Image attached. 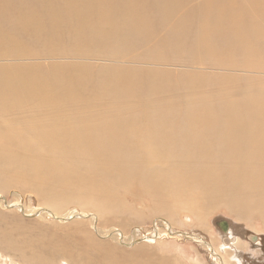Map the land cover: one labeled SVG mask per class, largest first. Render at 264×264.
Here are the masks:
<instances>
[{
  "label": "bare ground",
  "instance_id": "obj_1",
  "mask_svg": "<svg viewBox=\"0 0 264 264\" xmlns=\"http://www.w3.org/2000/svg\"><path fill=\"white\" fill-rule=\"evenodd\" d=\"M155 37L160 41L145 59L260 71L264 0H0V59L82 61L50 68L0 65V190L19 184L53 205L37 185L21 181L39 179V168L47 165V181L73 174L89 187V200L101 212L105 204L98 197L121 202L132 196L154 202L162 215H191L200 224L201 208L219 205L264 218V84H241L234 93L205 99L194 94L211 84L202 78L181 74L174 80L165 71L146 75L119 67L97 72L87 63L131 56ZM178 89L187 96L182 110L167 104ZM127 99L156 107L123 115L98 114L95 108ZM36 215L54 214L38 209ZM77 231H51L42 243L25 235V243L8 247L71 264H172L153 249L125 254L118 244L97 243L88 231L77 239ZM118 242L124 244L121 236ZM234 242L227 239L226 246ZM207 249L213 251L210 244Z\"/></svg>",
  "mask_w": 264,
  "mask_h": 264
},
{
  "label": "rangeland",
  "instance_id": "obj_2",
  "mask_svg": "<svg viewBox=\"0 0 264 264\" xmlns=\"http://www.w3.org/2000/svg\"><path fill=\"white\" fill-rule=\"evenodd\" d=\"M159 41L160 38L155 37L145 47L137 49L136 53L119 60L109 62L108 60H96L87 63L93 69H97V72H101L105 67H119L135 71L141 69L147 72H145L146 75H150L153 71L161 74L165 71L174 80H177L181 74L189 78H202L211 84L206 87L204 92L194 94L205 99H208L211 94L215 96L234 93L241 84L252 87L264 84V69L262 68H259L260 71H255L257 69L228 71L216 67L192 68L190 63L177 66L173 62L165 63L145 59L147 53L154 49ZM137 53L142 57L136 58ZM22 59L1 58L0 65L16 66L15 64L27 63V65H41L45 68L49 65L50 68L53 64L82 63L80 60L71 59H67L68 62L57 56L49 59L44 57ZM240 77H249L250 79L246 81ZM218 79H223V84L216 85ZM178 91L180 93L168 100L167 104L182 110L186 108L183 103L187 96L182 90L178 89ZM155 107L156 102L141 101V105H139L133 100L127 99L122 103H113L112 107L110 103L103 101L98 103L95 108L98 114L113 112L116 115H123L128 110H137L143 113V111ZM42 167L45 169L43 170ZM42 167L38 170L39 179L28 176L21 181L37 185L40 194L45 192L46 198L51 199L53 205L44 202L41 199L42 195H39L33 188L23 187L19 184L5 191L0 190V198L3 197L10 204V208H4L0 201V264H71L60 259L37 260L32 257L31 253L25 256L24 252L8 247L11 243H17V245L25 243V238L27 241L36 240L42 243L46 237H49V232L55 231L57 234H62L63 230L68 228L78 229L77 235H75L77 239H83L86 236L83 231H88L97 243L113 246L118 244L119 247L116 248L125 254H131L144 248L153 249L158 255L169 257L172 264H264V218L262 215L255 213L249 218L246 209H234L232 212L225 205H219L213 209L203 207L200 210V217L204 223L200 224L198 219L191 215L180 214L175 217H169L167 214L162 215L154 210L158 208L154 202H152L153 206L148 199L139 200L132 196H126L121 202L118 199L107 202L103 197H98V201L105 204V209L101 212L89 200L92 194L89 187L80 184L73 174L69 175L73 178L47 181L46 174L50 168L47 165ZM64 168L69 169L70 166L66 165ZM141 202L143 203L139 204ZM118 203H124V205L121 206ZM16 204L20 205V208H16ZM206 205L209 204L206 203ZM38 209H48L54 215L47 217L48 219H41L36 215ZM222 221L229 223V233H224L219 227V223ZM168 225L171 226L173 232L192 235L193 239L171 234ZM97 229L103 233L101 237L98 236ZM111 233H114L117 239H112V236L106 237ZM119 236L124 244L118 242ZM227 239L235 240L230 248L226 246ZM208 244L211 245L214 253L207 249ZM5 245L7 247H3ZM109 253L115 256L113 252ZM215 254L221 256L224 262H219Z\"/></svg>",
  "mask_w": 264,
  "mask_h": 264
},
{
  "label": "water",
  "instance_id": "obj_3",
  "mask_svg": "<svg viewBox=\"0 0 264 264\" xmlns=\"http://www.w3.org/2000/svg\"><path fill=\"white\" fill-rule=\"evenodd\" d=\"M219 227L223 230L224 233H229V223L227 221L220 222ZM183 237L193 239L192 235L184 234Z\"/></svg>",
  "mask_w": 264,
  "mask_h": 264
}]
</instances>
